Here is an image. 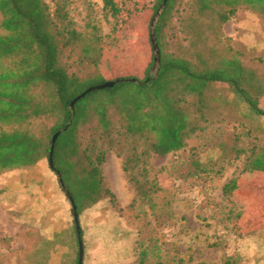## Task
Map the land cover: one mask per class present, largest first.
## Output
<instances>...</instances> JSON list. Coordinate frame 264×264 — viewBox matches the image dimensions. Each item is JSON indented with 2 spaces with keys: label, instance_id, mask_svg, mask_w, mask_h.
<instances>
[{
  "label": "trees",
  "instance_id": "obj_1",
  "mask_svg": "<svg viewBox=\"0 0 264 264\" xmlns=\"http://www.w3.org/2000/svg\"><path fill=\"white\" fill-rule=\"evenodd\" d=\"M66 8L65 0L56 4L53 14L44 0H0V176L32 169L42 161L49 163L52 137L67 128L56 140L53 169L48 164V170L53 176L60 174L74 203L70 204L58 186V200L50 204L45 196L42 207L35 208L39 214L34 221L42 224L44 231L42 253L50 256L58 249L66 254L74 252L70 264H78L80 241L85 264L88 244L83 228L79 227V234L76 231L73 207L80 224L82 213L104 197L114 200L103 171L109 153L121 159L127 185L134 192L128 209L137 206L143 218L150 220L162 190L155 178L149 179V159L177 154L186 149L194 134L203 132L211 114L219 109L213 106L218 100L217 92L212 93L214 88L231 89L253 116L264 119L259 105L264 80L241 51L233 48L237 43L222 31L241 8L258 19L259 15L264 17V0H168L154 32L160 54L157 79L149 75L152 55L145 78L138 80L142 85L118 82L111 89L86 95L75 104L69 127L71 102L106 80L98 69L100 29L90 17V39L84 40L73 63L87 72L80 75L71 70V56H65L64 51L69 42L80 41L83 33L73 27ZM101 11L112 19L119 13L115 0H102ZM56 20L64 24L59 26ZM111 29L112 35L116 34L115 24ZM252 42L248 35L240 37L245 46ZM231 150L241 169L221 188L222 208L227 210L233 235L245 238L259 231L242 232L248 207L241 206L235 194L246 186L250 197H255L253 180L264 181V137L245 129L235 134ZM192 158L193 175H211L212 179L225 170L223 163L218 169L204 165L198 153ZM34 186L26 184L25 193L38 192ZM59 205L65 210L64 224L56 223L54 211ZM246 222L253 227L260 220L250 217ZM137 240L135 235L130 248L137 264H149L160 255L162 250L154 237L149 239L152 246Z\"/></svg>",
  "mask_w": 264,
  "mask_h": 264
},
{
  "label": "rangeland",
  "instance_id": "obj_2",
  "mask_svg": "<svg viewBox=\"0 0 264 264\" xmlns=\"http://www.w3.org/2000/svg\"><path fill=\"white\" fill-rule=\"evenodd\" d=\"M44 1L53 14L56 4L62 0ZM159 1L115 0L119 13L112 19L105 17L101 11L102 0H65L73 27L83 33L81 42H69L71 45L64 51L65 56H71L68 62L71 70L80 75L87 72L73 63L78 59L76 55L84 40L90 39V17L95 19L93 23L99 27L102 37L98 69L106 82L120 77L143 80L153 55L150 21L152 14L158 10ZM237 13L222 31L237 43L232 45L233 48L241 51L243 58L253 64L259 71V78L264 80V17L258 14V19L245 8ZM56 21L59 26L63 23ZM114 24L117 32L112 35ZM244 35L253 41L250 47L240 43V37ZM215 92L218 100L213 106L219 109L211 114L210 123L203 132L194 134L185 150L149 159V179L155 178L162 190L156 198L155 216L150 220L143 218L137 206L128 209L134 192L127 185L121 159L114 153L108 154L103 171L114 200L104 197L80 217L79 227L83 228L88 244L86 259L90 264H99V260L100 264H137L138 259L135 261L136 257L131 255L130 250L135 235L138 243L143 242L145 246H152L149 239L154 237L162 250L159 256L149 260V264L158 261L161 264H227L228 259L231 261L228 264H264V181L253 180L255 197H250L246 186L235 194L238 203L248 207L241 224L242 232L259 231L245 238L233 235L232 223L226 220L227 210L222 208L225 202L221 194L222 186L237 176L241 169L240 161L235 159L231 150L235 134L253 129L264 137V119L253 116L231 89L214 88L213 95ZM259 105L264 110V97ZM197 153L204 165L218 169L223 163L225 170L212 179L209 178L211 175L191 174L192 155ZM48 164L42 161L32 169L0 176V264L73 262L74 252L66 254V250L58 249L50 256L42 253L44 231L41 230L42 224L37 225L38 222L34 221L39 214L35 208L42 207L45 196H49L50 204L55 203L59 194L57 187L60 186L57 176L48 170ZM29 182L35 185L33 188L38 192L30 190L25 193L24 186ZM142 210L149 213L147 206H143ZM54 213L56 223L64 224L63 207H55ZM250 217L258 218L260 222L249 227L246 220ZM147 221H150L148 226Z\"/></svg>",
  "mask_w": 264,
  "mask_h": 264
},
{
  "label": "water",
  "instance_id": "obj_3",
  "mask_svg": "<svg viewBox=\"0 0 264 264\" xmlns=\"http://www.w3.org/2000/svg\"><path fill=\"white\" fill-rule=\"evenodd\" d=\"M168 0H163L161 5L159 6L155 16L153 17L151 23H150V27H149V31H150V43L152 46V51H153V67L149 73L152 74V80H156L158 77V72H159V62H160V54H159V50H158V46L156 43V39H155V28L157 25V22L159 21L166 3ZM118 82H125V83H132V84H137V85H142V83H140L137 79L134 78H129V79H123V80H116V81H112V82H105L101 85H96V86H92L88 89H86L81 95L77 96L70 104V111L72 113V118L71 121L68 123V127L71 125L73 118H74V106L75 104L80 101L82 98H84L86 95L95 92V91H101L104 89H111L115 86V84H117ZM67 130V128L61 129L60 131H58L53 137H52V141H51V147H50V153H49V166L51 169H53V153H54V146L56 143V140L58 139V137L64 133ZM57 178L59 181V184L61 186V188L64 190V193L67 195L70 204L73 205V199L71 197V195L69 194V192L66 190L63 181L61 180V176L59 173H57ZM73 211H74V221L76 223V231L79 234L80 228H79V224H78V217L76 214V209L75 207H73ZM83 261V247H82V243L79 241V258H78V264H82Z\"/></svg>",
  "mask_w": 264,
  "mask_h": 264
},
{
  "label": "crops",
  "instance_id": "obj_4",
  "mask_svg": "<svg viewBox=\"0 0 264 264\" xmlns=\"http://www.w3.org/2000/svg\"><path fill=\"white\" fill-rule=\"evenodd\" d=\"M99 262L101 263V261L99 260Z\"/></svg>",
  "mask_w": 264,
  "mask_h": 264
}]
</instances>
